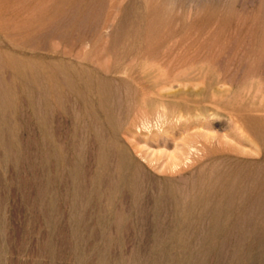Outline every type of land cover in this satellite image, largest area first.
Listing matches in <instances>:
<instances>
[{"label": "rangeland", "instance_id": "374dc122", "mask_svg": "<svg viewBox=\"0 0 264 264\" xmlns=\"http://www.w3.org/2000/svg\"><path fill=\"white\" fill-rule=\"evenodd\" d=\"M114 2H116L114 4H116V6L118 5V8L115 7L113 11L110 6L112 0H107L103 6L97 5L98 7L95 8L94 12L97 11V14L101 11L103 17L101 13L97 16L102 19L114 15V19L112 18L113 21L111 20L113 26H117V24L119 26V22L125 20L127 22L126 26L128 27V24L132 21L137 23V26L140 27V32L148 31L155 35L169 34L171 36L174 34V36H177V40H180L181 37H191L194 41H199V44L202 45L200 46L196 43L199 47L174 49L169 52L164 49H157L159 50L157 53L154 51V55H150L152 59L140 61L141 63H136L135 65H118L119 70L117 71H113L112 68H109V66L113 65L114 58L111 63L107 62L110 60H105L104 65L107 63L104 67L105 70H112V73L109 72L111 75L108 73V75L105 76L114 81V88L118 85V95L122 97L132 95L134 88L135 91L139 90L140 92L142 90L140 93H137L135 106L129 110L128 114L120 117L119 125L114 133L118 145H121L120 148L122 147L127 151L131 159L138 160L144 163L152 172L163 175L161 172L153 169V166L149 163L153 161V165L155 166L158 162H169V156L184 152L185 155L183 160L186 163L184 167L187 168L189 163H194L192 154L187 155L186 152L188 134H203L202 136L204 137L200 139L202 142L205 141V139L202 138H205L206 135L213 138L215 136V141L220 138L226 141L231 140L234 145L236 142L234 136L228 137V139L224 138L225 134L230 135L232 131H230L231 125L228 120L229 115H243V122L251 131L256 133L255 137L259 138L258 143L261 148L264 149V0H116ZM51 4H53V6ZM108 5L110 7L106 8L107 10L105 12L102 11L105 10L104 6L107 7ZM114 6L115 5H113V8ZM53 7V0H0V49L6 50L7 47L11 48L17 45H21L23 48L26 42L23 40H26L25 35L27 32L20 30L21 32L18 33L17 27L26 26L28 24L27 26H29V28H33L32 26H39L41 23H44L43 21L52 24ZM39 8L42 10L40 11ZM116 9L118 10L114 11ZM113 12H118L119 16H115ZM114 20H116V23H114ZM6 27L10 28V31L4 32L3 28L6 29ZM49 31V29L44 30L39 37L37 36L39 39L37 38L36 40L40 45L35 42V44H37L35 45L36 49H25L24 46L22 50H18V53H13L17 57H27L31 60V63L25 66L26 70L33 74L36 70H42L44 68L41 66L42 62L50 61L56 63L65 62L67 65L74 64L79 68L86 64L84 58L91 53L90 47L88 48L85 46L84 48V46H82V48H75L72 51L70 47L67 48L69 46V41L67 44V41L61 42L60 40L51 39L47 36L48 34L46 35ZM15 32H17V34ZM32 32L35 31H31V33ZM35 34H37V32H35ZM106 35L107 38L105 37V40H108L109 33ZM196 37H199V39ZM208 43L212 44L209 46L210 49L207 46ZM9 50L12 51L11 49ZM72 53L74 55H72ZM172 53L174 54V60L171 57ZM120 54L121 52H118L119 58L121 56ZM169 54L171 56H169ZM155 55H158V57L154 58L156 57ZM160 56L161 58H159ZM165 56H169L170 59L172 58V61L169 58V60L167 59L169 62L176 63L171 65L172 63L168 62V64L167 61L164 62L165 64L157 62V60H166L167 57ZM178 56L181 59H179ZM181 56H183V58ZM178 60L181 62H178ZM210 61H212V63H210ZM177 62L180 63V65ZM28 67L30 70L33 67V71H30ZM148 67H150L149 70L147 69ZM183 73L197 80L196 84H198V89L205 88L206 86L208 87L211 83H217L216 88L218 90L214 96H211L210 90L207 91L206 94H199L196 96L198 101H202L200 104L201 106H210L216 110L212 109L214 110V115L212 117H210L211 111L204 112L203 116L197 118L199 121L196 120V126L191 129L189 133L182 132L184 130L182 126L185 125L184 121H177L170 114L165 117H159L156 114L155 108L141 104L143 103V99L147 100L152 95V90L149 88V83H151L149 80L153 81L157 78V80H159L164 77H168L167 79L170 77V79L173 80L174 76ZM1 75L5 80L7 79L6 82H11L16 85L15 92L19 94V89L22 85H20L21 82L18 80L13 81V73L9 71L8 73H1ZM150 76L156 78H151ZM65 78L67 80L64 79V81L66 80L68 82L69 77L67 74H65ZM67 82H63L64 84L62 83L58 86L64 87L69 93V101H65V103H63V101L61 103L59 102V105L54 98L48 100L47 105L56 106L53 107L56 110L55 114L52 113L54 115H51L53 121L50 119L48 131L51 133L52 141L55 142L56 145L59 144L61 146L60 154L62 157L71 158L73 154V144L85 138V133L81 128L82 123L80 124V121L85 118L82 99L86 95L85 91L87 90H85L84 87L72 88V90L68 85L69 82ZM118 82H125L127 86L130 83L129 87L132 89L129 87L125 89V86H122L121 83ZM174 85L176 86L177 83H174ZM32 88L34 92L39 94L38 86L32 85L31 89ZM68 89H70V91ZM128 90H131L132 93L131 91L127 93ZM70 92H72V96H70ZM92 97L96 101V95ZM213 97L220 100L217 106L212 105L210 102ZM37 99L40 102L41 99ZM14 100L15 104L18 103L15 109L7 108L6 111L8 115L14 114V116L21 121L7 134L8 136L10 135L9 138L6 135V139L8 138L7 140L14 141V144H12L15 150L14 156H12L10 161L5 165L0 162V236L2 235V238L0 237V240H2L0 241V264H157L158 262V264H182V262L183 264H191L189 259L190 255H188L189 250L199 249L201 247L200 245L196 243L184 244V242H182L183 240L175 237L173 238V232H169L168 237L166 236V238L161 241L156 240L153 238L155 234L153 226V229L150 228L151 225L147 226V228L143 227L140 229V232L138 227L132 225L133 223L130 219L127 225L122 228L112 224V207L106 200L108 199L106 195L109 194L114 197L115 194L108 193V191L105 193L106 195H102L99 200H92L93 205L96 200L98 203L101 202L102 207L100 211L105 209V212L104 210L98 212V209L92 211L93 208H87L85 211V214H87V216L89 215L86 218L87 222L79 223L77 222L78 220L75 219V221H73L70 206L71 201L63 198L65 195L64 191H62L65 190V193H69L71 182H68L66 186H64V184L53 183L51 180L47 179V177H57V170L60 169H62L68 177L70 166L65 164V162L63 163V161L60 163L61 160L56 161L54 157H52L49 164L48 162L42 161L40 158L36 161L38 155L41 154L40 148L41 142H43L39 125L40 122L38 120L39 115L38 117L36 116L34 110L35 105L32 104L28 95L19 94ZM72 103H74V105H72ZM70 106L75 107V110H77L75 111L76 114L79 115L80 119H83H79L75 122V113L72 115V111L69 110L71 108ZM13 110H16V113H12L14 112ZM77 127L79 129H77ZM108 130L105 133L106 136L110 134ZM159 130L166 132L167 138L170 139L167 144L162 143V141L160 142V137H158L159 142L154 141L160 133ZM260 132L263 134H260ZM75 134H78V137L74 142L73 138ZM90 137L95 141V136L92 135ZM172 138H175L176 141L172 142ZM47 143H49V140ZM175 144H177L180 149H176ZM198 146L201 145L199 144ZM252 147L254 150L258 151L256 146L251 143H246L241 147L242 156L244 158H259L258 152H254ZM5 150V147L0 146V156H3L2 153L5 154ZM194 152L196 153V151L193 150V153ZM200 153L201 152H199V154ZM235 154L237 153L235 152ZM195 156L197 157L198 153H196ZM25 159H30V161L28 162ZM159 159L160 161H158ZM196 165L188 168L186 173L195 169ZM36 168H39V170ZM39 188L44 191L47 190L41 194V197L37 196L39 194ZM59 194L61 198H59ZM48 217L51 219H48ZM89 217H91L90 220L93 222L89 220ZM138 233H145V235L141 236V239H139V237H137ZM3 234H5L4 237ZM142 237L144 238L142 239ZM176 240L180 244L177 243ZM7 241L8 243H6ZM229 243L230 244L227 243V247H225L226 252L228 251L227 253H230L234 247L231 245V242ZM248 243L246 242L242 245L241 252L244 253V251H246ZM183 244L186 245L188 249L186 246H183ZM202 248H209L208 242H204ZM228 249H231V251ZM255 249L257 248H254L251 254L257 257L256 255L259 254V250ZM160 253L161 255H159ZM211 253H214V256ZM211 253L209 258H207L206 264H218V262L219 264H226V262L227 264H236L231 259V254L221 259L216 255L215 250H212ZM184 254L187 256H183ZM154 256H156V260L153 259ZM257 258L259 259V255ZM244 260L243 257L241 263ZM243 263H245V261Z\"/></svg>", "mask_w": 264, "mask_h": 264}, {"label": "bare ground", "instance_id": "6f19581e", "mask_svg": "<svg viewBox=\"0 0 264 264\" xmlns=\"http://www.w3.org/2000/svg\"><path fill=\"white\" fill-rule=\"evenodd\" d=\"M106 1L107 0H53V16L51 15L53 18V21H51L52 24L43 21L44 23H41L39 26H32L31 23L33 28H29L26 22V26L23 25L17 27L18 30L16 29L18 33L21 32L20 30L27 32L25 35L26 40H23L26 41L24 44L25 49H36L35 45L39 44L36 39L42 34V31L48 29L50 31L46 33V35L48 34L47 36H49V38L60 40L61 42L67 41V44L69 41V46L67 48L70 47L72 51L75 48H82V46H84V48L85 46L88 48L90 47L91 53L85 56L84 61L86 64L81 66V68L74 64L67 65L65 62H58V64L50 61L42 62L41 66L44 68L42 70H36L31 74L25 68L26 65L31 63V60L27 57L20 58L13 54L18 53L24 46L23 48L21 45H17L11 48L7 47L6 50L0 49V146L6 149L4 151L5 154L2 153L3 156H0V162L5 165L10 161L11 157L14 156L15 150L12 145L14 141L7 140L10 136L7 134L21 121L14 116V114L8 115L6 109H15L18 103L15 104L14 98L19 94H26L30 97L32 104L35 105L34 110L36 116L38 117L39 115L38 120L40 122L41 138L43 140L40 148L41 154L38 155L36 161L40 158L42 161L48 162L49 164L52 157H54L56 161L61 160L60 163L63 161V163L65 162V164L70 166L68 177L66 176L67 174L60 169L57 170V177H47V179L51 180L53 183L64 184V186H66L68 182H71L69 193L67 192L68 195L65 193V190L62 191H64L65 195L63 198L71 201L70 206L73 221L78 220L77 222L79 223H85L86 218L89 216L85 214L87 208H93L92 211L98 209L99 212L102 207L101 202L98 203L96 201L108 191V193L115 194L114 197L105 194L106 197H108L106 200L112 207L111 212L113 213V217L112 220L110 219L112 224L122 228L127 225L130 219L133 223L132 225L138 227L140 232V229L143 227L147 228V226L151 225L150 228L153 229V226L155 229L153 238L156 240L161 241L166 238V236L168 237L169 232H173V238L175 237L183 240L182 242H184V244L196 243L200 245L201 247L199 249L197 248L198 250H191L189 247L190 250L188 255H190L189 259L191 264H206L207 258H209L212 250H215L216 255L221 259L231 254L230 257L236 264H264V149H262L258 143L259 138L255 137L256 133L251 131L243 122V115L236 116L234 114L235 116H228L231 125L230 131H232L230 135L225 134L224 138L228 139V137L234 136L236 138V142L234 143L235 147L231 140L226 141L220 138L215 141V136L213 138L205 135V138H202L205 139V141L202 142L200 139L204 137L202 136L203 134H188L186 152L187 155L192 154L194 163H189L187 168L184 167V165H186L183 160L185 155L184 152L169 156V162L159 163V159L155 166L153 165V161H151L149 164L153 166V169L161 172L163 175H158L152 172L144 163L131 159L127 151L122 147L120 148L121 145H118L114 133L119 125L120 117L128 114L129 110L135 106L137 93H140L142 90L140 92L139 90L135 91L133 87L134 92L132 95L122 97L118 95V85L116 86L117 89L114 88V81L108 79L109 77L106 78L105 75H108L112 70H119L118 65H135L136 63H141L140 61L152 59L150 55H154V51L157 53V51H159L157 49H164L168 52L174 49H190L198 46L196 43L199 44V41L196 42L191 37H181L180 40H177V36H174V34L171 36L169 34L155 35L148 31L140 32V27L137 26V23L131 21L127 27V22L122 19H120L122 22H119V26L118 24L117 26H113L112 18L114 15L112 14L115 12L111 14L112 16L103 19L97 16L100 15L101 11L97 14V11L94 12L95 8L98 7L97 5L103 6ZM114 1L116 0H112V3H110L112 11L115 7L118 8V5L116 6V4H114L116 2ZM51 5L53 6V4ZM113 5H115L114 8ZM110 6H104L105 10L102 11L105 12L107 10L106 8ZM40 8L39 10L41 11L42 9ZM117 10L118 9L114 11ZM116 13L115 16H119L118 12ZM101 16L103 17V14ZM114 21V23H116V20ZM9 29L10 28L6 27V29L3 28V31H10ZM31 31H35L37 34H35V32H32L34 33L32 34ZM17 32L15 33L17 34ZM108 33L109 41L105 40L107 38L106 34ZM196 38L199 39V37ZM35 42L37 44H35ZM209 44L210 43L207 45L208 47L212 45ZM199 45L202 46L201 44ZM118 52H121L120 58L118 57ZM72 55L74 54L72 53ZM171 55L169 54L174 60V54L172 53ZM161 56L159 58H161ZM169 56H165L167 57L166 60H157V62L165 64L164 62L167 61L168 63L170 59ZM179 56L178 58L181 59ZM157 57L158 55L154 58ZM181 57L183 58V56ZM172 58L170 59L171 61ZM112 59L113 65L110 64L111 66H109L112 70L106 71L104 68L107 64L104 65L105 60L111 63ZM171 61L169 63H172ZM178 62L181 61L178 60ZM174 63L176 62H173L171 65ZM210 63H212V61H210ZM178 64L180 65V63ZM32 68L30 70L28 67L30 71H33L34 68ZM149 68L150 67L147 69L149 70ZM9 71L13 73V81L18 80L21 82L20 85L22 86L19 89V94L15 92L16 85L11 82H6L7 79L5 80L1 75V73H8ZM65 74L69 77V83L66 81ZM164 78L159 80H157V78L153 81L149 80V82H151L149 83V88L152 90V95L147 100L143 99V103L141 104L155 108L156 114L159 117H165L170 114L177 121H184L185 125L182 126L184 129L182 131L183 133H189L191 129L196 126V122L199 121L197 118L203 116L204 112L211 111L210 117L214 115L213 111L216 109L210 106H201L200 104L202 101H198L196 96L199 94H206L209 90L211 96H214L218 91L216 88L217 83H211L208 87L206 86L205 88L198 89V84H196L197 80L184 73L177 74L173 77V80H171L170 77V80L167 79L168 77ZM64 79L66 80L64 81ZM63 82H67L71 89L84 87L85 90H87L85 91L86 95L81 92L85 95L82 99L85 118H81L83 120L80 121V124L82 123L81 128L85 133V138L75 142L79 133L77 135L75 134L73 138L75 144H73V154L71 158L62 157L60 154L61 146L59 144L56 145L55 142L52 141L51 133L48 131L51 115H54L56 110L53 108L56 106L47 105L48 100L54 98L58 101H56L57 104L62 101L63 103L69 101V93L64 87L63 89L58 86ZM125 82L118 83H121L122 86H125V89H128L130 83H127V86ZM174 83H177V85L175 86ZM32 85L38 86L39 94L34 92L33 88L31 89ZM68 90L70 91V89ZM130 91L128 90L127 93H130ZM71 93L72 92H70V96H72ZM94 95L97 97L96 101L92 97ZM37 98L41 99L40 102ZM211 100L210 102L214 106H217L220 101L214 97ZM72 105H74V103H72ZM16 110H13L14 112L12 113H16ZM69 110L72 111V115L75 113L74 120L77 122V120L80 119L79 115L75 112L77 110H75V107H71ZM77 129L79 128L77 127ZM107 130L108 133L110 132L109 136L105 135ZM159 132L157 139H154V141L159 142L158 137H160V142L162 141V143L167 144L170 139L167 138L166 132L161 130H159ZM261 133L262 132H260V134ZM6 135L8 137L7 139ZM92 135L95 136V141L91 139L90 136ZM48 140L49 143H47ZM171 140L172 142L176 141L175 138ZM246 143H251L256 146L258 151L254 150L253 147L252 149L254 152H258L259 158L249 159L242 156L241 147ZM199 144L201 146H198ZM175 148H179L177 144H175ZM193 150L198 153L197 157L195 156L196 153H193ZM199 152L201 153L199 154ZM235 152L237 154H235ZM25 160L28 162L30 161V159ZM193 165H196L195 169L186 173V170ZM36 169L39 170V168ZM45 191L39 188V194L37 196L41 197V194ZM58 196L61 198L60 194ZM93 199H97L94 205L92 204ZM102 210L105 212V209ZM51 218L48 217V219ZM90 218L91 217H89V220ZM90 221L93 222L92 220ZM4 235L5 234H3V237ZM143 235H145V233H138L137 237L141 239ZM0 237L2 238V235ZM144 237H142V239ZM204 242H208L209 248H202ZM229 242H231V245L234 247L232 251L228 249L231 252L227 253L228 251L226 252L225 247H227V243L230 244ZM246 242H249L248 248L243 253L241 252L242 245ZM6 243H8V241ZM184 244L183 246H186ZM254 248L259 250V259L257 258L258 255L255 257L251 254ZM159 255H161V253ZM212 255L214 256V253ZM183 256L186 257L187 255L184 254ZM155 257L156 256H154L153 259H155ZM243 257L245 263H243L244 261L241 263Z\"/></svg>", "mask_w": 264, "mask_h": 264}]
</instances>
